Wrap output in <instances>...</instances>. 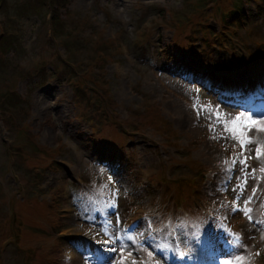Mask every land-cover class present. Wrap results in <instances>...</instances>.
I'll use <instances>...</instances> for the list:
<instances>
[{
  "label": "rangeland",
  "instance_id": "1",
  "mask_svg": "<svg viewBox=\"0 0 264 264\" xmlns=\"http://www.w3.org/2000/svg\"><path fill=\"white\" fill-rule=\"evenodd\" d=\"M55 2L0 0V264H264V0Z\"/></svg>",
  "mask_w": 264,
  "mask_h": 264
},
{
  "label": "snow or ice",
  "instance_id": "2",
  "mask_svg": "<svg viewBox=\"0 0 264 264\" xmlns=\"http://www.w3.org/2000/svg\"><path fill=\"white\" fill-rule=\"evenodd\" d=\"M194 107H195V105H194ZM199 112H200V109L197 108V113L199 114ZM240 119H241V117H237L235 120L231 121V123L233 125H236L240 121ZM244 119L246 121V127H248L250 125H256L258 123H264V121L252 120L251 117H246ZM217 120H219V115H217ZM209 130L214 132L215 128L210 124ZM224 130H225V132H230L231 133V139L237 140V142L240 144L242 153L246 150V145L247 144L255 143L253 140H251V138H248V137L240 138V137H238L237 136V131H236L235 128H233V129H229L228 128V122H225ZM249 130H250V128H249ZM257 130L258 131H264V127L258 128ZM213 138H215V137H213ZM262 155H264V145L258 144L257 145V149H256V157H257V159L260 160ZM247 160H248V157H244L243 159L239 160V163L244 165V169L243 170L246 172V174H247ZM236 162H237L236 159H233L232 163L235 164ZM260 171L262 173H264V168H261ZM254 172H255V169H253V173ZM242 183H246V179ZM238 187H240V186L238 185ZM255 191L256 190L253 189V196L255 195ZM250 202H251V198H249V200H246L244 202L245 206H247ZM234 204H235V201H234ZM234 210H237V209L234 207ZM247 211H250V210H248L246 208V213H247ZM89 219H91V217H89ZM248 219H249L250 222H252V217L250 215L248 216ZM255 223L259 224V223H261V221L257 220V221H255ZM105 234H107V233H105ZM262 238H264V236H262ZM109 242H113V241H105V243H109ZM120 250H121V256H123V251H124L123 245L120 246ZM104 251L115 252L116 248L113 247V248H110V249H105ZM258 254L259 253H257V255ZM129 255H131V253H129ZM149 255H151V253H149ZM120 264H124L123 259H121ZM132 264H136V261H132Z\"/></svg>",
  "mask_w": 264,
  "mask_h": 264
},
{
  "label": "trees",
  "instance_id": "3",
  "mask_svg": "<svg viewBox=\"0 0 264 264\" xmlns=\"http://www.w3.org/2000/svg\"><path fill=\"white\" fill-rule=\"evenodd\" d=\"M56 0H48L49 5L53 8V12H52V16L53 18L51 19V24H53V20H57L58 18L55 17L56 15V10L60 8L59 4L57 5V2H55ZM59 3V2H58ZM15 95L12 94V92L9 93L8 96V101H12L14 100ZM10 103V102H8ZM11 104V103H10ZM153 112V111H152ZM111 117V116H110ZM111 119L113 120L114 125L112 124V130L114 132V134H116V137H121L123 140L125 139V133H124V129H121V124L118 122V120L114 119L111 117Z\"/></svg>",
  "mask_w": 264,
  "mask_h": 264
},
{
  "label": "bare ground",
  "instance_id": "4",
  "mask_svg": "<svg viewBox=\"0 0 264 264\" xmlns=\"http://www.w3.org/2000/svg\"><path fill=\"white\" fill-rule=\"evenodd\" d=\"M37 104H38L39 112H41V111L43 112L45 110V108L42 107V105H43L42 102L41 103H37Z\"/></svg>",
  "mask_w": 264,
  "mask_h": 264
}]
</instances>
